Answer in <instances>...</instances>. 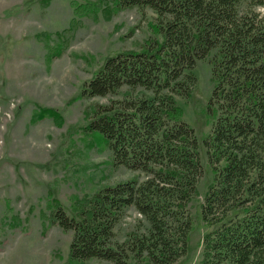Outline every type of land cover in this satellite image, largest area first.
Here are the masks:
<instances>
[{
	"label": "trees",
	"instance_id": "1",
	"mask_svg": "<svg viewBox=\"0 0 264 264\" xmlns=\"http://www.w3.org/2000/svg\"><path fill=\"white\" fill-rule=\"evenodd\" d=\"M111 1L116 11L150 9L163 40L108 58L84 85L81 98L129 90L111 104L96 105L85 130L103 137L115 164L145 179L77 199L72 214L55 204L52 223L73 233L71 259L123 264L127 251L113 237L129 208L150 224L158 242L147 251L154 264L171 260L176 226L182 234L174 260L186 253L191 226L186 206L203 167L197 136L175 96L190 94L197 61L211 56L209 104L216 116L204 146L214 179L202 208L209 232L199 264H264V15L257 11L264 0ZM73 5L76 12L86 10ZM43 113L56 116L48 109Z\"/></svg>",
	"mask_w": 264,
	"mask_h": 264
},
{
	"label": "rangeland",
	"instance_id": "2",
	"mask_svg": "<svg viewBox=\"0 0 264 264\" xmlns=\"http://www.w3.org/2000/svg\"><path fill=\"white\" fill-rule=\"evenodd\" d=\"M74 2L86 10L76 12ZM116 10L111 0H0V264H117L73 261V233L51 220L56 203L72 214L77 199L145 179L115 164L103 137L85 130L96 105L111 104L129 90L81 98L84 85L108 58L141 52L148 43L163 40L150 9ZM257 11L264 15V8ZM210 58L197 61V83L190 94L175 96L183 120L197 136L203 173L186 206L191 223L187 251L174 260L182 234L176 226L170 236L176 250L162 264H199L203 258L209 228L202 208L214 179L204 146L216 116L209 104L214 89ZM150 231L134 208L124 211L113 237L127 251L123 264H154L147 251L158 242Z\"/></svg>",
	"mask_w": 264,
	"mask_h": 264
}]
</instances>
